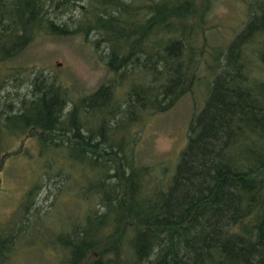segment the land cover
<instances>
[{
  "label": "trees",
  "instance_id": "16d2710c",
  "mask_svg": "<svg viewBox=\"0 0 264 264\" xmlns=\"http://www.w3.org/2000/svg\"><path fill=\"white\" fill-rule=\"evenodd\" d=\"M82 1L0 0V95L23 80L11 62L40 34L95 32L96 47L107 44L112 77L94 92L71 101L37 72L28 94L0 99V165L11 139L30 135L40 179L88 205L44 236L55 263L264 264V0L247 2L244 25L217 48L207 42L213 0H87L72 29L49 11ZM199 88L174 166L144 163L130 131ZM40 189L25 193L21 225L0 234V264L34 232Z\"/></svg>",
  "mask_w": 264,
  "mask_h": 264
},
{
  "label": "rangeland",
  "instance_id": "374dc122",
  "mask_svg": "<svg viewBox=\"0 0 264 264\" xmlns=\"http://www.w3.org/2000/svg\"><path fill=\"white\" fill-rule=\"evenodd\" d=\"M134 0H122L131 4ZM253 0H213L206 16L207 26L213 32L208 35L207 42L213 47L225 46L234 34L242 28L246 20L247 2ZM74 11L64 12L62 16L55 8L49 9L52 17L61 18L72 29L82 16L80 6H86L87 0L77 3ZM116 10V8H114ZM59 19H56L57 22ZM58 21V24L62 23ZM101 36L95 32L86 37L75 33L69 37L54 38L50 35H38L25 52L15 61L19 67L21 79L10 81L9 87L0 95L18 93L21 97L28 94L30 81L37 72L60 83L69 94L71 101L94 92L112 77L106 65L107 44L101 42L96 47V40ZM200 88L195 95L182 98L169 112L148 118L143 125L136 126L130 134H136V155L144 163L162 164L172 167L177 161L179 152L186 144V127L195 106L202 101ZM36 135L34 134V137ZM11 154L0 165V234L12 227L20 226L24 221L19 215V206L25 193L36 182L41 185L35 207L37 214L29 219L35 223L16 240V252L10 257L8 264H56L54 250L49 247V240L44 236L61 230L70 217L83 212L87 204H79L68 193L60 189V181L42 177L39 149L32 136L11 139ZM41 180V181H40ZM60 189V190H59ZM65 192V193H64ZM76 215V216H77ZM75 218V216H74ZM32 236H29V234Z\"/></svg>",
  "mask_w": 264,
  "mask_h": 264
}]
</instances>
